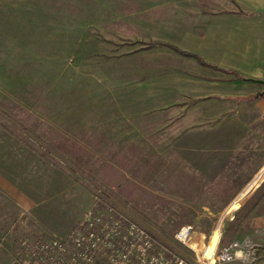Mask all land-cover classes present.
Instances as JSON below:
<instances>
[{
    "label": "rangeland",
    "instance_id": "rangeland-1",
    "mask_svg": "<svg viewBox=\"0 0 264 264\" xmlns=\"http://www.w3.org/2000/svg\"><path fill=\"white\" fill-rule=\"evenodd\" d=\"M142 1L0 0V249L11 264L21 239L40 237L31 209L45 206L39 216L68 226L59 237L64 238L87 209L114 207L147 230L165 256L194 264L208 251L214 232L208 257L214 248L217 255L234 244L237 227L225 221L221 228V214L215 213L225 197L233 195L226 207L243 205L241 218L264 196L263 178L249 190L252 181L236 192L239 185L230 182L211 193L203 202L208 213L192 217L190 250L174 238L181 227L168 229L151 198L155 190L167 192L165 181L184 152L167 149V140L160 141V150L151 149L150 140L147 150L103 149L108 134L119 139L120 130L140 126L147 133L157 127V119L137 114L121 92L136 78L134 56L121 52L141 45L135 10ZM109 165L125 166L123 183L105 185ZM253 249L239 248L244 260L214 264H264L261 248L248 256Z\"/></svg>",
    "mask_w": 264,
    "mask_h": 264
},
{
    "label": "crops",
    "instance_id": "crops-1",
    "mask_svg": "<svg viewBox=\"0 0 264 264\" xmlns=\"http://www.w3.org/2000/svg\"><path fill=\"white\" fill-rule=\"evenodd\" d=\"M135 22L141 45L121 55L134 56L136 78L121 92L134 104L133 111L157 119V127L147 133L140 126L130 133L120 130L119 139L112 137L116 133L108 134L103 149L147 150L150 140L151 149L160 150V141L167 140V149L184 152L165 181L167 192L155 190L151 195L163 210L157 213L160 221L174 231L208 213L203 202L228 183L239 185L236 192L248 182L247 190L264 181V84L257 83L264 82V0H143L136 4ZM155 41L217 69L169 47H146ZM148 133L150 139L144 136ZM191 153L192 159L185 157ZM112 167L103 176L105 185L123 183L129 174L125 166ZM232 196L225 197L215 213L221 214V228L225 221L237 227L232 241L237 260L245 259L239 248H254L248 256L261 248L264 256V196L241 218L243 205L226 207ZM44 207L28 212L38 233L62 237L68 226L39 216ZM56 211L63 219L61 210ZM0 264H11L1 249Z\"/></svg>",
    "mask_w": 264,
    "mask_h": 264
},
{
    "label": "built area",
    "instance_id": "built-area-1",
    "mask_svg": "<svg viewBox=\"0 0 264 264\" xmlns=\"http://www.w3.org/2000/svg\"><path fill=\"white\" fill-rule=\"evenodd\" d=\"M218 229V227H217ZM194 229L182 226L174 238L189 248ZM39 238V239H38ZM21 239L15 264H191L181 258L167 257L150 233L137 223L123 218L114 207L87 209L64 238ZM216 247V246H215ZM232 248V249H231ZM235 244L216 255L214 248L194 264L230 262L239 257ZM231 249V251H229Z\"/></svg>",
    "mask_w": 264,
    "mask_h": 264
},
{
    "label": "trees",
    "instance_id": "trees-1",
    "mask_svg": "<svg viewBox=\"0 0 264 264\" xmlns=\"http://www.w3.org/2000/svg\"><path fill=\"white\" fill-rule=\"evenodd\" d=\"M156 46H166V47H169L171 49H173L174 51L180 53V54H183V55H186V56H191V57H194L201 65H204V66H208L210 68H214V69H217L216 67L212 66V65H209L207 63H205L201 58H199L198 56L196 55H192V54H188V53H185V52H182L180 51L179 49L175 48L174 46L168 44V43H164V42H152L150 43L147 48H152V47H156ZM223 71V70H221ZM241 80V79H240Z\"/></svg>",
    "mask_w": 264,
    "mask_h": 264
},
{
    "label": "bare ground",
    "instance_id": "bare-ground-1",
    "mask_svg": "<svg viewBox=\"0 0 264 264\" xmlns=\"http://www.w3.org/2000/svg\"><path fill=\"white\" fill-rule=\"evenodd\" d=\"M235 204H237V203H232L231 205H230V207H229V209L230 210H232V209H235L236 207H235ZM217 235V233L216 232H214L213 233V236H212V238H211V240H210V242H209V244H208V247H207V250L209 251V248H210V246L212 245V243L214 242V238H215V236ZM208 251H207V254H206V257L208 258Z\"/></svg>",
    "mask_w": 264,
    "mask_h": 264
},
{
    "label": "water",
    "instance_id": "water-1",
    "mask_svg": "<svg viewBox=\"0 0 264 264\" xmlns=\"http://www.w3.org/2000/svg\"><path fill=\"white\" fill-rule=\"evenodd\" d=\"M257 83H261V84H264V82H259V81H258Z\"/></svg>",
    "mask_w": 264,
    "mask_h": 264
}]
</instances>
